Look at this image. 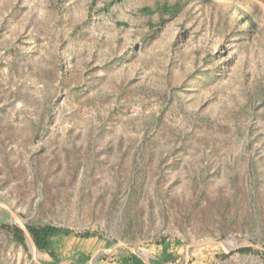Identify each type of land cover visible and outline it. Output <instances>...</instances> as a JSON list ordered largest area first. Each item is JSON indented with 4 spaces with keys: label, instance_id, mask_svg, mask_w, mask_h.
Wrapping results in <instances>:
<instances>
[{
    "label": "rangeland",
    "instance_id": "1",
    "mask_svg": "<svg viewBox=\"0 0 264 264\" xmlns=\"http://www.w3.org/2000/svg\"><path fill=\"white\" fill-rule=\"evenodd\" d=\"M91 3L0 0V200L100 237L54 239L38 260L120 242L149 262L166 240L181 264L212 239L255 252L208 246L192 264H264V0ZM2 224L0 264H34Z\"/></svg>",
    "mask_w": 264,
    "mask_h": 264
},
{
    "label": "trees",
    "instance_id": "2",
    "mask_svg": "<svg viewBox=\"0 0 264 264\" xmlns=\"http://www.w3.org/2000/svg\"><path fill=\"white\" fill-rule=\"evenodd\" d=\"M96 0H92L91 5L93 6V4L95 3ZM114 2L120 3L123 0H113ZM156 9H158V12L163 13V14H168V15H174L177 12V7L176 5L168 7V6H158ZM141 13H146V14H150L152 13V11L149 8H143L141 11ZM248 26L249 23H248ZM3 213V212H2ZM6 217H8L5 213H3ZM28 231L31 235V238L38 250V253H46L48 254L49 257L53 258L54 257V252L51 250L52 249V244H53V240L54 239H58V238H67L70 236H73L75 238L78 239H91V238H97L100 239V237H98L95 234H90V233H84V234H80V235H75L73 234L71 231H69L68 229H62V228H58V227H54L51 225H43V226H34V225H29L26 224ZM1 227L3 229H6L10 232L12 239L14 241V243H16L17 245H20L22 248L26 249V242H25V238L23 236V233L21 230H19L17 227L11 225V224H2ZM175 245H179L178 242H176ZM169 242L166 240H161L159 242L155 243V250H156V255L153 259L149 260V264H166L167 262H165V259L163 260L162 256H164L166 258V260H171L174 261L177 258L180 259V255L176 256L175 254H172L171 252L167 251L166 248H168ZM238 254H248L251 252H255L253 251L251 248H239L236 251ZM126 256L121 257L119 264H144L137 256H135L134 254L130 253L129 251H125ZM258 253V252H256ZM260 254L262 257H264V252H260L258 253ZM220 258H224L226 257V255L224 253H220ZM89 257L88 256H82L80 263L79 264H87ZM210 259V258H209ZM194 261V258H192V260L190 261L189 264H192Z\"/></svg>",
    "mask_w": 264,
    "mask_h": 264
},
{
    "label": "water",
    "instance_id": "3",
    "mask_svg": "<svg viewBox=\"0 0 264 264\" xmlns=\"http://www.w3.org/2000/svg\"><path fill=\"white\" fill-rule=\"evenodd\" d=\"M0 211L5 213L8 216L9 222L11 225L17 227L19 230L22 231L23 236L25 238L26 247L31 254L33 263L41 264L40 261L38 260V250L28 231V228L26 226V221L23 218H21L20 215L15 210H13L10 205L6 204L4 201H1V200H0ZM208 246H218L224 252V254H229L232 250L236 248L239 249V248H244V247H252L250 245L248 246L240 245L236 248L234 247L230 249L228 248L226 243L223 241H216L212 239L202 240V241H198L197 243L189 244L185 246V252H184V256H183L181 264H189L191 256L196 249H201V248H205ZM118 248H122V249L129 251L130 253L137 256L144 264H149L148 261L142 258V256L136 249L129 247L125 245L124 243H120V242L107 243L106 248H100L93 255L90 256L87 264H95V261H96L95 257L97 255H102L104 257L105 255L111 253L112 251ZM255 248L261 250L259 247H255Z\"/></svg>",
    "mask_w": 264,
    "mask_h": 264
},
{
    "label": "bare ground",
    "instance_id": "4",
    "mask_svg": "<svg viewBox=\"0 0 264 264\" xmlns=\"http://www.w3.org/2000/svg\"><path fill=\"white\" fill-rule=\"evenodd\" d=\"M228 248H230V249H231V246H228Z\"/></svg>",
    "mask_w": 264,
    "mask_h": 264
}]
</instances>
